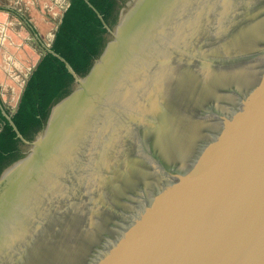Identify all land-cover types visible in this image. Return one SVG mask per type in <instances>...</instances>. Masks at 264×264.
<instances>
[{"label": "water", "instance_id": "obj_1", "mask_svg": "<svg viewBox=\"0 0 264 264\" xmlns=\"http://www.w3.org/2000/svg\"><path fill=\"white\" fill-rule=\"evenodd\" d=\"M120 20L88 76L66 63L76 90L35 140L16 131L30 150L0 180L77 96L0 185V264H264V0H144ZM32 40L12 125L51 52Z\"/></svg>", "mask_w": 264, "mask_h": 264}, {"label": "trees", "instance_id": "obj_2", "mask_svg": "<svg viewBox=\"0 0 264 264\" xmlns=\"http://www.w3.org/2000/svg\"><path fill=\"white\" fill-rule=\"evenodd\" d=\"M114 4V0H66L51 52L42 57L28 79L11 115L13 125L0 105V174L23 156L17 132L32 140L46 126L51 107L72 93L74 77L66 63L82 78L96 67L107 47L105 25L110 28L117 20Z\"/></svg>", "mask_w": 264, "mask_h": 264}, {"label": "rangeland", "instance_id": "obj_3", "mask_svg": "<svg viewBox=\"0 0 264 264\" xmlns=\"http://www.w3.org/2000/svg\"><path fill=\"white\" fill-rule=\"evenodd\" d=\"M21 1L23 2V6H25L26 8L20 10V12L24 13L26 15V18L34 23L35 27L31 25L32 29H34V31L40 37L43 47L49 48L51 37L54 33L57 22L59 21L61 14L63 13V8L66 0H19L20 3ZM142 1L143 0H114V6L117 14L122 13V18L124 21V25L121 28V31L126 25L127 11L133 9ZM105 36L106 38H108V33H106ZM23 38L25 37L19 36L17 33L13 32L11 39V50L16 52V49L18 50L19 48L27 47L29 49L28 53H7L9 51L8 49H5L6 53H0V87H2V89H0V92H3L4 96H6L7 94L9 95L7 108L10 112L11 109L15 106L17 93L19 91L21 81L24 78V74L27 72V70H29V68L32 67V65L37 62V60L41 56V48L39 44L31 49L30 45H27V43L25 45ZM6 43H8V41H6ZM3 49L4 48H1L0 51H3ZM24 68H26V71H24ZM21 71H23V73H20ZM9 85L12 87L11 90L6 89L9 88ZM49 132L50 131L48 130V132L44 136H42L43 134L41 135V137L39 136L36 142L40 140L39 138L46 139L49 136ZM38 134H36L35 136H37ZM23 144V142H20V146ZM18 165L19 164H16L15 166L7 169L4 175L8 174L10 171H13L14 168H16Z\"/></svg>", "mask_w": 264, "mask_h": 264}, {"label": "crops", "instance_id": "obj_4", "mask_svg": "<svg viewBox=\"0 0 264 264\" xmlns=\"http://www.w3.org/2000/svg\"><path fill=\"white\" fill-rule=\"evenodd\" d=\"M24 8H26V7L23 6L22 1L20 3L19 0H0V49L4 48L3 51H0V53H6L5 49L12 51L11 50V39H12V33L13 32L17 33L19 36H24L25 38H23V41L25 42V45L27 43V45H30L31 49L37 45V43H35L32 40L33 37L35 39H37L38 42H40V44H41L40 37L37 35V33L34 31V29H32V26H34V23L31 20L27 19L26 15L24 13L20 12V10H22ZM12 30H13V32H12ZM6 41H8V43H6ZM22 47H24V46H22ZM18 50H20V51H18ZM18 50L16 49V52H14V51L9 52L8 51L7 53H18L19 54V53H28L29 52V49L27 47L19 48ZM41 52H42V50H41ZM25 67H27V66H25ZM31 68H29V70ZM29 70H27V72L23 76L24 78L21 81L20 88H19V91L17 93L15 105L17 104V100L19 98V94H20V91L22 89V85L24 83L25 77L28 74ZM24 71H26V68H24ZM18 72H19V70H18ZM20 73H23V71H21ZM10 82H11V79H10ZM0 86H1V83H0ZM8 87L9 88H6V89H8V90L12 89V87L10 85ZM0 89H2V87H0ZM6 96L3 95V92H0V103L5 108L8 105L9 95L7 97ZM5 108L2 110L3 114L5 113V110H6Z\"/></svg>", "mask_w": 264, "mask_h": 264}, {"label": "bare ground", "instance_id": "obj_5", "mask_svg": "<svg viewBox=\"0 0 264 264\" xmlns=\"http://www.w3.org/2000/svg\"><path fill=\"white\" fill-rule=\"evenodd\" d=\"M144 2V0L142 1V2H140L138 5H136L133 9H131V10H129V11H127V17H126V25H127V23L130 21V19L133 17V15L136 13V11L138 10V8L141 6V4ZM125 25V26H126ZM121 32H119L118 34H117V37L119 36V34H120ZM88 73V72H87ZM84 76V75H83ZM84 85H85V82H83L82 84H81V87L83 88L84 87ZM82 88H81V90H82ZM77 97V96H76ZM75 97V98H76ZM74 98V99H75ZM74 99H73V101H74ZM73 101H71L70 103H67V104H65V105H63L60 109H59V111H57V113H56V115H55V118H54V120H55V122H54V125H53V127H52V129L50 130V132H49V134L53 131V129L55 128V126L58 124V122L60 121V119L62 118V116L65 114V112L67 111V109L70 107V105L72 104V102ZM41 137V136H40ZM40 140L38 141V142H35V144H34V146H32L33 147V149H32V151H31V154H30V156L27 158V159H25L23 162H21V163H18L19 165L16 167V168H14V170L13 171H10L8 174H6V175H4L3 177H2V179L0 180L1 182H0V185H2L12 174H14L30 157H31V155L42 145V143L46 140V139H41V138H39Z\"/></svg>", "mask_w": 264, "mask_h": 264}, {"label": "flooded vegetation", "instance_id": "obj_6", "mask_svg": "<svg viewBox=\"0 0 264 264\" xmlns=\"http://www.w3.org/2000/svg\"><path fill=\"white\" fill-rule=\"evenodd\" d=\"M121 17H122V13H120V14H117V20H116V22L109 28V30H107V33H108V38H107V46L110 44V43H112L113 42V40H114V37H113V31H115V29L118 27V25H120L121 24ZM123 25H124V21H123V23H122V27H123ZM76 84L75 83H73L72 84V93L73 92H75V90H76ZM73 101V100H72ZM70 103V102H69ZM0 105H1V107H2V109H4L5 107L0 103ZM6 110H7V112H5L4 114L7 116V115H9L10 114V111H9V109L6 107L5 108ZM45 128V127H44ZM44 128H42V129H44ZM41 129V130H42ZM40 130V131H41ZM39 131V132H40ZM38 132V133H39ZM37 133V134H38ZM47 133V132H46ZM45 133V134H46ZM45 134H43L42 136H44ZM35 138H36V136H35ZM34 138V139H35ZM33 139V140H34ZM44 139V138H43ZM30 141H32V140H30ZM19 150H20V153L23 155L22 156V158L21 159H23V158H25L27 155H28V153H29V150H30V145L29 144H27V143H24L23 145H21L20 146V144H19ZM30 156V155H29Z\"/></svg>", "mask_w": 264, "mask_h": 264}]
</instances>
